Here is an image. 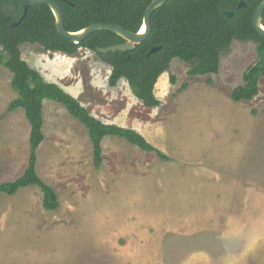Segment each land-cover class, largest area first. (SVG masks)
<instances>
[{
  "label": "rangeland",
  "instance_id": "374dc122",
  "mask_svg": "<svg viewBox=\"0 0 264 264\" xmlns=\"http://www.w3.org/2000/svg\"><path fill=\"white\" fill-rule=\"evenodd\" d=\"M62 53L21 46L46 81L102 121L133 118L170 159L106 136L97 168L86 126L44 99L36 169L60 204L46 209L36 185L0 193V264H264V77L254 99L231 98L257 43L234 40L215 74L192 77L189 63L173 59L155 86L156 108L136 100L125 78L110 86L111 66L94 51ZM12 78L0 58V184L25 172L31 152L25 110H8L19 96Z\"/></svg>",
  "mask_w": 264,
  "mask_h": 264
},
{
  "label": "trees",
  "instance_id": "16d2710c",
  "mask_svg": "<svg viewBox=\"0 0 264 264\" xmlns=\"http://www.w3.org/2000/svg\"><path fill=\"white\" fill-rule=\"evenodd\" d=\"M64 13L67 30L79 31L95 22L115 23L125 29L138 32L146 8L153 0H56ZM241 0H168L152 15V32L147 40L133 50L99 52V47H108L124 42L118 34L100 30L76 44L63 37L56 28V18L46 4L30 5L26 17L16 26L11 23L23 13V0H0V55L4 65L13 73L12 86L19 96L8 107L9 111L23 108L31 124L29 163L25 172L14 181L0 184V193L15 194L20 188L38 186L44 195L43 205L53 210L59 207L55 188L47 184L37 173V150L44 141L43 101L55 100L81 121L88 129L93 159L97 168L103 163L102 141L106 136L126 139L147 152H156L167 161L163 151L150 143L135 129L116 124H107L95 117L73 95L60 85L48 82L42 74L22 58L21 46L35 44L50 52L76 54L80 48L94 51L100 59L111 66L109 85L116 86L125 78L134 95L144 106L156 108L162 100L155 94L158 79L170 71L175 58L191 65L192 77L218 73L222 52L229 49L234 40H251L257 43L258 59L244 73L243 84L231 92L234 101L252 100L260 92L259 81L264 77V36L253 26V15L263 0H244L246 6L239 8ZM224 11L234 15L223 19ZM264 22V15H263ZM155 46L160 50L149 55ZM3 54L7 55L4 59ZM172 83L176 76L170 74ZM184 83L180 91H184Z\"/></svg>",
  "mask_w": 264,
  "mask_h": 264
},
{
  "label": "water",
  "instance_id": "95a60500",
  "mask_svg": "<svg viewBox=\"0 0 264 264\" xmlns=\"http://www.w3.org/2000/svg\"><path fill=\"white\" fill-rule=\"evenodd\" d=\"M167 1L168 0H153L148 5L144 14L143 23L138 32H132L125 29L123 26L119 24L108 23V22H95L79 31H75V32L69 31L65 27L63 10L56 0H23L24 2L22 5L23 13L21 17L17 21L11 23V25L16 26L22 22V20L27 15L30 5L46 4L52 9L56 18V22H55L56 28L63 37L70 39L72 42L78 44L84 41L89 35H91L96 31L109 30L121 36L125 41L120 44L111 45L108 47H99L98 51L103 53H107L110 51H118V50L127 51V50H133L136 47V45L141 44L142 42H144L149 38L152 32V15L156 9L164 5ZM245 6H246V2L244 0H241L239 3V8ZM233 15L234 12L232 11H224L222 16L224 20H227ZM263 15H264V0L259 4L257 9L255 10L252 19L255 30L262 36H264ZM161 48L162 46L153 47L150 50L149 55L157 52Z\"/></svg>",
  "mask_w": 264,
  "mask_h": 264
},
{
  "label": "crops",
  "instance_id": "0c3cea01",
  "mask_svg": "<svg viewBox=\"0 0 264 264\" xmlns=\"http://www.w3.org/2000/svg\"><path fill=\"white\" fill-rule=\"evenodd\" d=\"M62 54H64V53H62ZM66 56H69V55H66ZM110 73H111V71H110ZM110 76V75H109ZM108 83H109V79H108ZM129 87H130V85H129ZM132 89H131V87H130V91H131ZM124 91H125V87H123V88H119L118 89V92H119V97L120 98H122V99H126V103H128V101H131L132 99H131V96L128 94V93H124ZM69 92H71V91H69ZM68 92V93H69ZM71 93H73V92H71ZM70 93V94H71ZM131 94L133 95V97L135 98V96H134V94H133V91L131 92ZM71 95H73V94H71ZM74 96V95H73ZM75 98H77L78 99V97L77 96H74ZM136 99V98H135ZM137 100V99H136ZM139 101V100H138ZM141 103V102H140ZM143 105V104H142ZM86 108H87V106H86ZM88 109V108H87ZM89 110V109H88ZM126 110H127V112L130 110V108H128V104H126L125 105V107H124V109L122 110V115H123V117L125 118V114H126ZM120 118H122V117H120ZM99 119V118H98ZM119 119V118H118ZM101 120V119H100ZM102 121V120H101ZM104 123H107V124H116V125H119V126H122V127H127V128H132V129H135V130H137L138 132H140L142 135H144V137H145V128L142 130L140 127H138L137 126V122L136 121H134V119L133 118H125V122L126 123H122V121L121 122H115V123H112V122H105V121H103ZM133 122V123H132ZM127 123H131V124H127ZM90 136V135H89ZM146 138V137H145ZM147 139V138H146ZM150 142V141H149ZM151 143V142H150ZM70 148V147H69ZM77 154H79V153H73V155H77Z\"/></svg>",
  "mask_w": 264,
  "mask_h": 264
},
{
  "label": "flooded vegetation",
  "instance_id": "af4514ba",
  "mask_svg": "<svg viewBox=\"0 0 264 264\" xmlns=\"http://www.w3.org/2000/svg\"><path fill=\"white\" fill-rule=\"evenodd\" d=\"M24 3V2H23ZM17 21V20H16ZM15 22V21H14ZM13 23V22H12Z\"/></svg>",
  "mask_w": 264,
  "mask_h": 264
},
{
  "label": "bare ground",
  "instance_id": "6f19581e",
  "mask_svg": "<svg viewBox=\"0 0 264 264\" xmlns=\"http://www.w3.org/2000/svg\"><path fill=\"white\" fill-rule=\"evenodd\" d=\"M144 30V29H143Z\"/></svg>",
  "mask_w": 264,
  "mask_h": 264
}]
</instances>
